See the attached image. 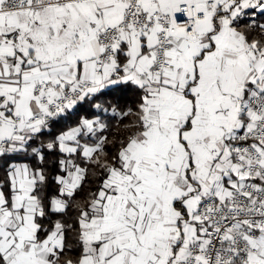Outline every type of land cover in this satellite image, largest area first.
Segmentation results:
<instances>
[{"label": "snow or ice", "instance_id": "6c2138e0", "mask_svg": "<svg viewBox=\"0 0 264 264\" xmlns=\"http://www.w3.org/2000/svg\"><path fill=\"white\" fill-rule=\"evenodd\" d=\"M0 264H264V0H0Z\"/></svg>", "mask_w": 264, "mask_h": 264}]
</instances>
